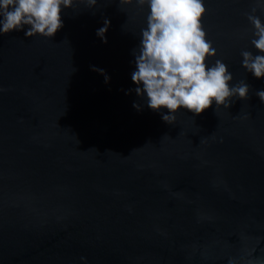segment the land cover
Instances as JSON below:
<instances>
[{
	"label": "water",
	"instance_id": "1",
	"mask_svg": "<svg viewBox=\"0 0 264 264\" xmlns=\"http://www.w3.org/2000/svg\"><path fill=\"white\" fill-rule=\"evenodd\" d=\"M87 3L0 35V264H264V78L241 64L264 0H204L207 63L248 99L172 124L131 78L147 4Z\"/></svg>",
	"mask_w": 264,
	"mask_h": 264
},
{
	"label": "clouds",
	"instance_id": "2",
	"mask_svg": "<svg viewBox=\"0 0 264 264\" xmlns=\"http://www.w3.org/2000/svg\"><path fill=\"white\" fill-rule=\"evenodd\" d=\"M133 0H121L131 4ZM139 6L147 4L146 27L141 29V42L134 50L136 70L132 81L138 85L137 95L147 97V106L155 111L167 109L162 119L169 124L176 113L186 109L195 115L204 113L215 104L216 109L229 108L232 99H248L250 86L244 81L232 85L233 74L221 59L209 66L210 57H217L212 41L207 38L203 20L207 13L204 0H135ZM75 0H0V35L23 31L27 37H54L63 27L62 11L73 8ZM90 7L97 0H88ZM258 5L247 14L253 25L252 45L261 53L241 52L242 67L256 78H264V22L255 15ZM110 20L97 35L107 43ZM110 79L103 69L93 68ZM264 102V90L256 92ZM138 110L139 104L133 105Z\"/></svg>",
	"mask_w": 264,
	"mask_h": 264
}]
</instances>
